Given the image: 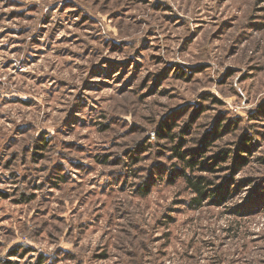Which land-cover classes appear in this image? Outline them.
Listing matches in <instances>:
<instances>
[{
    "label": "rangeland",
    "instance_id": "1",
    "mask_svg": "<svg viewBox=\"0 0 264 264\" xmlns=\"http://www.w3.org/2000/svg\"><path fill=\"white\" fill-rule=\"evenodd\" d=\"M0 264H264V0H0Z\"/></svg>",
    "mask_w": 264,
    "mask_h": 264
},
{
    "label": "trees",
    "instance_id": "2",
    "mask_svg": "<svg viewBox=\"0 0 264 264\" xmlns=\"http://www.w3.org/2000/svg\"><path fill=\"white\" fill-rule=\"evenodd\" d=\"M175 152L177 157H179L183 161H186V164L189 168L193 167V165H191V162L186 160L184 154H182L179 151H175ZM186 181L190 189H192L199 196V198L195 200V202L200 206L202 198L208 194L207 191H208L209 181H207L205 178H192L189 176H186Z\"/></svg>",
    "mask_w": 264,
    "mask_h": 264
}]
</instances>
